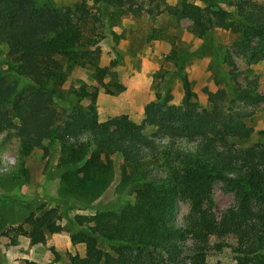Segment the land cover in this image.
<instances>
[{"label":"trees","instance_id":"16d2710c","mask_svg":"<svg viewBox=\"0 0 264 264\" xmlns=\"http://www.w3.org/2000/svg\"><path fill=\"white\" fill-rule=\"evenodd\" d=\"M92 4L105 20L99 33ZM127 6L126 0H77L73 9L60 10L36 0H0V48L6 50L0 59V135L18 138L24 157L45 151V140L60 145L67 169L63 185L73 181L71 191L92 198L111 185L113 157L122 159L119 187L128 199L75 217L78 229L71 241L83 244L85 256L70 257V264H203L210 253H228L232 264H264V144H236L253 133L245 125L253 114L248 109L264 104L255 82L239 84L233 71L227 72L235 80L233 98L223 90L207 92L211 109L200 111L179 67L182 104L157 92L140 125L127 117L99 122L97 88L91 91L80 81L65 88L76 69L102 84L99 42L106 32L120 38L111 30L130 11ZM179 13L192 21L201 40L194 56L212 59L219 70L221 62L234 64L216 42L217 29L238 36L235 51L249 64L264 60V5L181 0ZM112 80L108 94L125 90L113 73ZM216 183L234 199L219 218L212 195ZM179 202L189 205L183 224L176 219ZM60 218L58 208L42 210L9 230L27 237L31 246L44 245L47 235L63 231ZM221 235L232 244L211 243Z\"/></svg>","mask_w":264,"mask_h":264},{"label":"rangeland","instance_id":"374dc122","mask_svg":"<svg viewBox=\"0 0 264 264\" xmlns=\"http://www.w3.org/2000/svg\"><path fill=\"white\" fill-rule=\"evenodd\" d=\"M36 1L39 6L51 3L60 10L73 9L77 3V0ZM126 1V9L130 7V11L111 30L120 38L115 39L106 32L99 42L102 84L81 69L73 71L65 83V88L79 86L78 81L83 82L91 91L97 88L96 109L99 122L127 117L136 124H142L144 107L154 100L157 92L171 96L172 104L180 106L184 89L182 78L176 76L179 67H182V74L186 75L191 84L194 93L192 103L200 111L211 109L207 92L223 90L228 99L233 98L230 87L234 86L235 80L226 76L229 71L237 76V83L245 85L249 81L255 82L258 91L264 94V60L251 65L247 56L239 55L235 51L238 41L236 34L221 29L215 31L217 44L224 55L228 54L225 56L232 58L234 64L230 66L221 62L222 70H219L212 59L194 56L201 40L193 32L192 21L181 17V0ZM254 1L264 5V0ZM193 4L203 7L200 2ZM91 6L92 22L99 33L102 31L101 23L105 20L101 12L93 4L89 8ZM5 52L4 48H0V59ZM112 73L116 76V81L125 88L116 95L105 91L106 86L113 83ZM10 107L11 102L7 108ZM248 111L253 114L245 119V125L252 128L253 133L248 140H239L236 144H264V104ZM145 133L150 135L151 129H146ZM9 135H0V264H70L72 256L83 258V244H73L71 241V235L78 229L73 221L77 216H91L98 209H108L128 199L126 189L119 187L122 159L113 157L114 179L111 185L99 197L92 198L91 194L81 195L71 191L73 181L67 186L63 185L62 176L67 169L62 166L60 145H51L50 140H45V151L37 149L30 156L24 157L20 151L19 139L13 134ZM17 177L21 179L18 184L13 181ZM212 195L215 213L219 218L233 204V195L225 192L221 183L215 184ZM53 208L59 209V225L63 231L47 235L44 245L31 246L27 237L16 236L9 230L22 224L30 214L39 215L40 211ZM188 212L189 205L179 202L176 209L179 224L184 223ZM216 242L232 244L233 241L221 235L212 238L211 243ZM218 263L232 264L231 255L210 253L203 262Z\"/></svg>","mask_w":264,"mask_h":264}]
</instances>
